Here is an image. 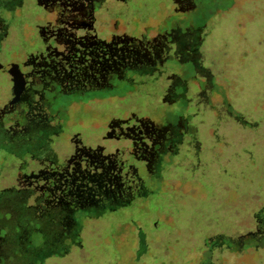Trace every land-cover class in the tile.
I'll return each instance as SVG.
<instances>
[{"label": "rangeland", "instance_id": "obj_1", "mask_svg": "<svg viewBox=\"0 0 264 264\" xmlns=\"http://www.w3.org/2000/svg\"><path fill=\"white\" fill-rule=\"evenodd\" d=\"M0 15V264H264V0Z\"/></svg>", "mask_w": 264, "mask_h": 264}, {"label": "flooded vegetation", "instance_id": "obj_2", "mask_svg": "<svg viewBox=\"0 0 264 264\" xmlns=\"http://www.w3.org/2000/svg\"><path fill=\"white\" fill-rule=\"evenodd\" d=\"M107 1L110 2V1H120V0H107ZM119 4L120 5H123L122 2L121 3L120 2L119 3L117 2V5H119ZM3 24H4V22L1 20V15H0V35H1L2 25ZM73 27H74L73 29H75V28H77V25L76 26L74 25ZM83 27H85V26H83ZM86 28H87L86 29V32L85 33L84 32L81 33V36H80L81 38L87 37L91 42H101V43H105L104 42V39H102L101 37L97 36V34H89V31H88L89 29H88V27H86ZM73 31H76V30H73ZM65 34L68 36V38H71L72 37L71 34H70V32L65 33ZM76 35H77V33H75V36H73V39H71V41L73 40V43L78 42V40L81 39V38L79 39ZM0 40H2L1 39V36H0ZM190 40H193V39L190 38ZM170 44L171 43H168L167 42L166 45L169 46ZM115 46H118V45H116L114 43L113 46H110V49H108V50H106L104 48L102 54L104 56L105 64L104 65L102 64V66H104V68H105L106 63H108V65H107V67L109 68V70H107L108 74H115V76L119 79L121 72L123 73V71H125V70H130L131 67H132V65H133L132 63H134V62H132V56H131L132 54H131L130 51H128L125 48H123L124 46H122L121 49H117V48H115ZM38 77H39V80L38 81H40L41 75H38ZM96 77H100V75L99 74H96L95 75V78ZM95 78L84 83L85 86L87 84V89H90V90L91 89L92 90L95 89V81H96ZM66 83L67 82H65V85H66ZM72 89H73V87H72ZM15 91L17 92V90L12 89L11 92H10L9 97L12 96L11 93H14ZM35 97L36 96H34V94H31V96L28 97V101L27 102H29L30 100H34ZM15 112H16V110H15ZM37 127H38V130L41 128L40 125H38ZM132 145L133 146H136L137 144L136 145L129 144V145H125V146L116 145V146H113V148L111 150H108V152L113 151V153L116 152V154L123 155V157H127L128 158L127 151H128V149L130 147H132ZM103 149L104 148H101V150L99 152H103ZM20 259H21V257L20 258H17L16 260L19 261V262H21ZM17 261H16V263H17Z\"/></svg>", "mask_w": 264, "mask_h": 264}, {"label": "trees", "instance_id": "obj_3", "mask_svg": "<svg viewBox=\"0 0 264 264\" xmlns=\"http://www.w3.org/2000/svg\"><path fill=\"white\" fill-rule=\"evenodd\" d=\"M203 41H204V39H202V40H201V42H200V45H202ZM168 43H169V42H168ZM166 44H167V43H166ZM198 47H199V46H198ZM200 50H201V49H200ZM198 51H199V50H198ZM198 51H197V52H198ZM142 247H143V246H142ZM35 250H37V248H36ZM35 250L33 251V253H34V255L32 256L33 258H34V257H35V255H36V251H35ZM32 262H33V261H32V260H30V261H29V262H27L26 264H32Z\"/></svg>", "mask_w": 264, "mask_h": 264}]
</instances>
